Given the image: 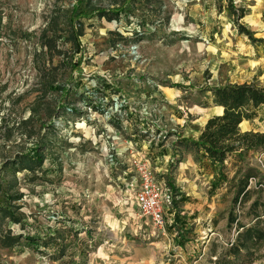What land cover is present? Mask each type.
Wrapping results in <instances>:
<instances>
[{"label": "rangeland", "instance_id": "rangeland-1", "mask_svg": "<svg viewBox=\"0 0 264 264\" xmlns=\"http://www.w3.org/2000/svg\"><path fill=\"white\" fill-rule=\"evenodd\" d=\"M74 1L0 0V264H264V243L224 256L230 214L264 217V150L221 173L188 143L221 112L208 87H264V0H234L251 38L222 0H92L125 10L71 22ZM239 128L264 132V107ZM126 139L167 189L164 233L136 206Z\"/></svg>", "mask_w": 264, "mask_h": 264}, {"label": "trees", "instance_id": "trees-1", "mask_svg": "<svg viewBox=\"0 0 264 264\" xmlns=\"http://www.w3.org/2000/svg\"><path fill=\"white\" fill-rule=\"evenodd\" d=\"M62 1V0H57ZM226 8L232 13L233 21L236 22L239 33L248 38L252 37V32L238 20L245 15L242 5H237L234 0H222ZM92 0H75L70 13L71 22L79 17L90 18L93 15L104 16L108 12L119 15L125 10L126 1L121 4H114L109 9L91 6ZM85 4V5H84ZM80 34V33H78ZM80 59L76 58L73 68L79 66ZM210 91L213 104L222 108L221 113L207 118L197 139L188 143L195 150V160L205 159L218 167L223 173L225 161L233 157L242 162L244 156L249 151L264 150V132L255 130H240L239 124L242 121L252 120L257 109L264 107V87L255 81L241 83H225L207 88ZM27 161L30 158H26ZM241 166L235 169L237 177L235 187V200L240 198L245 201L249 195L248 182L251 177H255L251 167L245 168L241 172ZM264 218V217H263ZM256 212L249 224L238 222L232 214L228 216V225L235 223L237 226L236 236L229 243L225 250V257H237L245 253L250 257L253 249L260 247L264 243V219ZM264 259V251L260 254Z\"/></svg>", "mask_w": 264, "mask_h": 264}, {"label": "built area", "instance_id": "built-area-1", "mask_svg": "<svg viewBox=\"0 0 264 264\" xmlns=\"http://www.w3.org/2000/svg\"><path fill=\"white\" fill-rule=\"evenodd\" d=\"M130 150L132 152V149ZM114 159V153L107 154L106 164L108 167L116 165ZM127 164L131 167L135 175L136 188L134 198L139 212L149 217L152 224L164 233V210L170 203L167 189L157 180L148 158L136 156L128 161Z\"/></svg>", "mask_w": 264, "mask_h": 264}, {"label": "crops", "instance_id": "crops-1", "mask_svg": "<svg viewBox=\"0 0 264 264\" xmlns=\"http://www.w3.org/2000/svg\"><path fill=\"white\" fill-rule=\"evenodd\" d=\"M217 106V105H216ZM219 107V106H218ZM222 111V108H221ZM221 113V112H220ZM219 114V113H217ZM209 118V117H208ZM126 120V119H125ZM207 120V118H206ZM205 120V121H206ZM127 121V120H126ZM204 121V123H205ZM138 139V138H137ZM138 141H143V139H138ZM133 145H135L134 143H132L130 140L126 139L125 143L121 146L122 148H120V157L122 158V161H124L125 163H128V161H130L133 157H144V158H148L149 157L147 155H145L144 153H139V152H134V147ZM132 149V152L130 149ZM150 160V159H149ZM151 162V161H150ZM155 168V167H154ZM155 169H161L159 168H155Z\"/></svg>", "mask_w": 264, "mask_h": 264}, {"label": "bare ground", "instance_id": "bare-ground-1", "mask_svg": "<svg viewBox=\"0 0 264 264\" xmlns=\"http://www.w3.org/2000/svg\"><path fill=\"white\" fill-rule=\"evenodd\" d=\"M242 122H243V121H242ZM242 122H241L240 124H242ZM240 124H239V125H240Z\"/></svg>", "mask_w": 264, "mask_h": 264}]
</instances>
